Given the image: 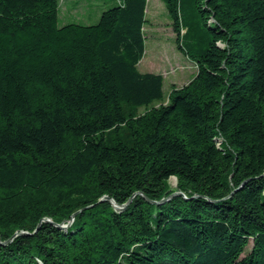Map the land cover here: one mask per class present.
Returning <instances> with one entry per match:
<instances>
[{"label":"trees","instance_id":"16d2710c","mask_svg":"<svg viewBox=\"0 0 264 264\" xmlns=\"http://www.w3.org/2000/svg\"><path fill=\"white\" fill-rule=\"evenodd\" d=\"M160 1L197 67L167 97L147 0H0V264H264V0Z\"/></svg>","mask_w":264,"mask_h":264},{"label":"rangeland","instance_id":"374dc122","mask_svg":"<svg viewBox=\"0 0 264 264\" xmlns=\"http://www.w3.org/2000/svg\"><path fill=\"white\" fill-rule=\"evenodd\" d=\"M75 1L78 2L77 5L73 4ZM114 4L115 0H60L58 25L96 24L101 13ZM146 19L145 52L138 63V69L143 73L161 74L162 90L167 97L172 86L182 87L189 84L196 75L197 67L176 48L171 22L160 0H147ZM169 188H177L175 177L170 178ZM250 247L251 244L246 248V252Z\"/></svg>","mask_w":264,"mask_h":264},{"label":"water","instance_id":"95a60500","mask_svg":"<svg viewBox=\"0 0 264 264\" xmlns=\"http://www.w3.org/2000/svg\"><path fill=\"white\" fill-rule=\"evenodd\" d=\"M182 193L181 192H179V191H174V192H172L170 195H169V197H167V198H165V199H161L160 201H151V200H148L150 203H152V204H158V203H160V202H164V201H166V200H168L170 197H172V196H176V195H181ZM135 195V194H134ZM133 195V196H134ZM184 196V195H183ZM104 201H108V202H110L111 203V205L113 206V208L116 210V211H122V210H124V209H126L127 208V206H128V204L130 203V201H131V198L128 200V202L127 203H125V204H118V203H116L113 199H111V198H109V197H107V196H103L97 203H101V202H104ZM96 203V204H97ZM94 205H90V206H87V207H85V208H83V209H89V208H91V207H93ZM79 211H81V210H79ZM79 211H77V212H75L72 216H71V220L66 224V225H64V224H61V225H56V224H54L51 220H49V219H47L46 221L47 222H49V223H51V224H54V225H56V226H59L60 228H63V229H65L67 226H69L71 223H72V220H73V218H74V216L79 212ZM38 227H39V224H38V226H37V228L35 229V231L38 229ZM34 231V232H35ZM28 233L27 232H19V233H16L15 235H27ZM0 244H4V243H1L0 242Z\"/></svg>","mask_w":264,"mask_h":264},{"label":"crops","instance_id":"0c3cea01","mask_svg":"<svg viewBox=\"0 0 264 264\" xmlns=\"http://www.w3.org/2000/svg\"><path fill=\"white\" fill-rule=\"evenodd\" d=\"M74 3H76V5L78 4V2H76V1H75V2H73V4H74Z\"/></svg>","mask_w":264,"mask_h":264}]
</instances>
